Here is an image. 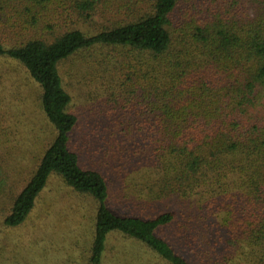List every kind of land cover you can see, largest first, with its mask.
Wrapping results in <instances>:
<instances>
[{
    "label": "trees",
    "instance_id": "1",
    "mask_svg": "<svg viewBox=\"0 0 264 264\" xmlns=\"http://www.w3.org/2000/svg\"><path fill=\"white\" fill-rule=\"evenodd\" d=\"M14 75L48 141L20 139ZM77 93L113 113L85 144L117 142L134 215L107 207L108 165L70 147ZM19 145L35 146L20 166ZM52 177L94 204L85 264L113 263L112 237L140 255L126 264H264V0H0L1 236L44 216Z\"/></svg>",
    "mask_w": 264,
    "mask_h": 264
},
{
    "label": "rangeland",
    "instance_id": "2",
    "mask_svg": "<svg viewBox=\"0 0 264 264\" xmlns=\"http://www.w3.org/2000/svg\"><path fill=\"white\" fill-rule=\"evenodd\" d=\"M14 76L20 86L21 106L14 107L13 111L22 127L24 126V128L20 127L23 130L19 136L20 139L35 137L37 143L48 141L51 129L39 110L36 89L29 82L23 81L21 75ZM81 99L79 93L77 97H73L71 110L79 111V123L72 132L70 147L78 151L81 164L85 168H89L90 165H100V163L108 165L102 167L103 175L108 176L106 178L109 185L107 207L117 215H121V212L134 215L139 209L130 205L129 201L126 202L119 190L121 180L117 174L118 154L113 153L112 157V153L107 152L111 151V145L117 142L99 140L93 135L87 138V145L85 144V138L90 131L98 132L100 135L105 134L108 137L110 130H115L114 127L117 125L113 113L105 114L104 106L100 112L96 106L92 107L86 102L83 103ZM26 147L31 148V153L35 146L19 145L18 166L26 161V156L22 153ZM132 165L131 160L128 161V166ZM41 206L42 209L44 208V216L34 219L32 225H26L25 231H21L20 234L12 233L13 236L0 234L2 250H0V264H85L83 260L91 240L93 202L76 195L64 187L58 179L52 177L40 198L38 207ZM115 238H118V241ZM115 238H110L108 243V250L111 253L109 257L112 254H115L114 258L116 257V260L110 264H126V259L128 262L129 259L140 257L139 254H134L136 251L128 244L121 243L119 237Z\"/></svg>",
    "mask_w": 264,
    "mask_h": 264
}]
</instances>
